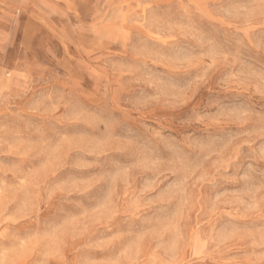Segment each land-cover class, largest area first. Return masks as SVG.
Listing matches in <instances>:
<instances>
[{
	"label": "rangeland",
	"instance_id": "rangeland-1",
	"mask_svg": "<svg viewBox=\"0 0 264 264\" xmlns=\"http://www.w3.org/2000/svg\"><path fill=\"white\" fill-rule=\"evenodd\" d=\"M0 264H264V0H0Z\"/></svg>",
	"mask_w": 264,
	"mask_h": 264
}]
</instances>
